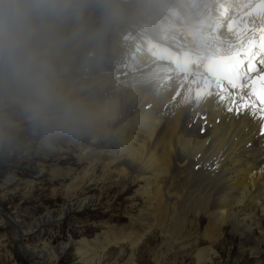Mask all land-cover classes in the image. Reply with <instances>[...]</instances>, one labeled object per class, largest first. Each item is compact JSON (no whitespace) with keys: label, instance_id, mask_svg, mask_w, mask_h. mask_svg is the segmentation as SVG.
<instances>
[{"label":"bare ground","instance_id":"bare-ground-1","mask_svg":"<svg viewBox=\"0 0 264 264\" xmlns=\"http://www.w3.org/2000/svg\"><path fill=\"white\" fill-rule=\"evenodd\" d=\"M113 2L118 8L114 16L90 5L79 22L60 30L64 39L52 49L63 91L93 110L79 134L39 139V149L57 156L60 164L68 153L78 158L83 174H73L74 167L65 170L64 195L73 197L106 183L131 191L141 181L144 185L135 194L150 202L149 231H162L170 253L177 250L196 264H216L218 252L200 246L204 240L220 244L230 228L245 264H264V136L259 122L237 119L211 102L199 107L184 102L202 76L193 62L230 41L236 24L259 25L252 12L255 0ZM230 3L238 9L223 22ZM156 43H165L166 50L152 52ZM171 47L175 50L169 54ZM98 169H103L102 178L95 175ZM95 202L85 198L78 208ZM68 208L50 211L28 231L42 235L51 230ZM13 222L22 233L15 214ZM145 235L128 234L112 242H129L134 252ZM17 239L30 262L60 264L54 249L34 248L20 234ZM71 244L82 264H121L119 258L112 263L99 255L84 240ZM129 264L137 263L131 258Z\"/></svg>","mask_w":264,"mask_h":264},{"label":"rangeland","instance_id":"rangeland-1","mask_svg":"<svg viewBox=\"0 0 264 264\" xmlns=\"http://www.w3.org/2000/svg\"><path fill=\"white\" fill-rule=\"evenodd\" d=\"M232 4L224 7L223 22L234 17L238 8ZM183 43L188 44L186 40ZM22 140L24 146L19 151L0 157V264H38V261L30 262L22 254V246L17 239L19 234L25 236L27 244L34 248L41 250L47 245L54 249V254L59 255L60 264H82L76 247L71 244L82 240L112 263L114 258H119L121 264H129L132 258L137 264H196L194 259L184 257L177 250L170 253L161 230L156 228L150 233V202L146 196L135 194L139 185H144L141 181L131 191H128V187L124 189L106 183L101 187L95 185L91 191L67 197L64 195L67 183L65 170L74 167L73 174H83L76 154L68 153V160L60 164L57 156L39 149V139L24 136ZM95 175L102 178L103 169H98ZM88 197H93L96 202L86 209L78 208ZM65 206L69 207L67 214L60 217L51 230L45 229L42 235L28 231L37 225V219L52 210L67 208ZM132 207L133 212H129ZM14 214L22 223V233L14 225ZM207 227L208 222L205 221L199 233L201 239ZM128 234L139 239L146 234L134 252L129 242L122 240L119 246L112 242L115 237L121 239ZM223 235L224 238L219 239L220 244L213 245L204 240L200 247L211 246L218 252L220 260L216 264H245L236 233L225 228ZM62 246H66L64 252L60 250ZM38 256L33 255L41 260Z\"/></svg>","mask_w":264,"mask_h":264},{"label":"clouds","instance_id":"clouds-1","mask_svg":"<svg viewBox=\"0 0 264 264\" xmlns=\"http://www.w3.org/2000/svg\"><path fill=\"white\" fill-rule=\"evenodd\" d=\"M92 4L118 11L113 0H0V157L24 136L76 135L91 121L92 108L61 88L52 49Z\"/></svg>","mask_w":264,"mask_h":264},{"label":"snow or ice","instance_id":"snow-or-ice-1","mask_svg":"<svg viewBox=\"0 0 264 264\" xmlns=\"http://www.w3.org/2000/svg\"><path fill=\"white\" fill-rule=\"evenodd\" d=\"M252 12L259 25H235L233 38L207 58L199 84L184 102L195 107L211 102L237 119L258 121L264 136V0H255Z\"/></svg>","mask_w":264,"mask_h":264}]
</instances>
